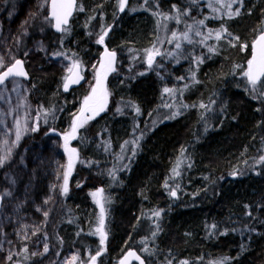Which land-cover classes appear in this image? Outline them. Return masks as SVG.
<instances>
[{
  "label": "trees",
  "instance_id": "trees-1",
  "mask_svg": "<svg viewBox=\"0 0 264 264\" xmlns=\"http://www.w3.org/2000/svg\"><path fill=\"white\" fill-rule=\"evenodd\" d=\"M36 1L23 0L11 21L2 17L0 53L10 54L9 35ZM112 1L77 0L61 35L41 23L29 30L27 43L40 39L46 52L24 55L33 128L15 153L19 157L25 149V165L6 202L0 171L4 233L24 234L39 224L59 166L61 186L41 235L52 254L75 251L76 264H88L98 251L97 264H114L129 249L146 264H264V162L257 166L264 152V96L254 95L236 69L250 59L251 44L262 32L264 0H244L231 18L210 11L208 0H127L123 11ZM107 29L101 46L96 40ZM217 32L220 40L213 38ZM172 33L189 36L174 52ZM163 34L169 53L148 68L146 50ZM242 44L249 47L242 50ZM103 46L115 53L114 70L106 75L108 105L70 141L78 160L69 173L63 134L86 93L82 86L62 93L67 72L46 53L58 54L61 64L79 62L85 72L101 63ZM171 108L179 114L162 121ZM131 138L135 155L121 165L120 146ZM99 187L107 199L104 245L91 195ZM122 219L127 223L120 226ZM33 251L29 239L18 240L17 255L0 264H36Z\"/></svg>",
  "mask_w": 264,
  "mask_h": 264
},
{
  "label": "rangeland",
  "instance_id": "rangeland-1",
  "mask_svg": "<svg viewBox=\"0 0 264 264\" xmlns=\"http://www.w3.org/2000/svg\"><path fill=\"white\" fill-rule=\"evenodd\" d=\"M22 1L23 0H0V26H1L2 17H5L7 20L11 21L16 16L17 9ZM104 1L105 3L113 2L112 0H104ZM243 1L244 0H242V2L232 3L231 11L233 12L234 10L236 11L237 9H240ZM48 2L49 0H37L36 7L33 8V10L30 11L29 9L26 12L24 10L21 18L23 24L18 26L15 33L9 35V38L11 39L9 44L12 45L10 54H8V52L5 49L0 53V58L3 59V63L10 60L8 64H11L16 59V57H20L25 62L24 55L26 57L32 55L33 53H41L43 55L45 54L46 50L43 44L41 43L40 39H35L30 43H27V39L29 38V30L36 23H41V24L45 23L44 25L47 28H51V23L50 21H48L47 18ZM229 2H232V0H220V2H218V0H208L207 6L210 11L217 13V15L219 16L222 14L227 15L229 10L226 7H222L221 4L223 3L226 5ZM115 5L117 6V9H119V0L116 1ZM260 25L262 31H264V18H262V20L260 21ZM186 35L187 37H189L188 33ZM166 36L164 34L160 35L158 41H156L157 45L152 46L150 49L153 52L158 50L160 54L169 53V49L163 47V43L164 41H166ZM183 38H185V34L182 35L180 33H176V43L172 45V49L170 51L174 52V50L177 49L176 44L177 43L181 44ZM213 38L216 39V34ZM3 42L5 43V40ZM102 54H101V58H102ZM13 56H15L14 59H12ZM46 56H48L47 60H51L50 62L56 65L60 64L62 67H65L64 70H66L65 72H67L65 77L69 74L68 68L72 66L73 62L66 61L65 62L66 65H65V63L61 64L60 63L61 61L58 62L60 57L58 54L46 53ZM159 56L160 55L154 56L153 63L151 67H149L147 63V55H146L145 62L147 63V67L154 69L156 67V60ZM101 63L100 62L95 63V65L91 64L90 67L86 69L85 72L87 75V80L82 85L86 94L83 95L82 98H80L78 104L79 106L80 105L82 106L84 98L91 91L93 84L95 82L96 72L100 71L104 73L108 71L109 65H105V68H100ZM246 67H247V62L236 65V69L239 68L241 70V73L243 72L244 69H246ZM23 82L25 81L14 79L9 81L7 84H5L3 87L0 88V158L7 157V160L5 161L3 166H0V171L1 170L5 171L3 173L4 192L2 196L4 202H6L9 199L10 193L13 192L16 184L15 181H17V176L20 175L21 173L20 171L24 169V165H25V149H23V152L20 154L19 157L15 158L16 155L15 153L20 149L21 145H23L26 137L30 134L33 128V107L28 99V92H27L28 89H26V85H24ZM105 91L107 94L106 97H108L109 96L108 89H106ZM258 92L259 91L253 92V94L257 95ZM107 105L104 111H106ZM79 106L77 107L76 111L73 113L70 123L66 128L64 134L71 131V125L74 116L79 115ZM172 106L173 105H169V108ZM173 113H175V110H173L172 108L171 110L164 112L162 114V121L164 119L167 120L168 117L172 116ZM15 130L22 131L19 140L16 139L17 134H15ZM135 142L136 140L132 138L127 139V141H124L120 146L121 153L118 162L121 165L128 159V156L131 154V152H133L132 150L134 149V146L136 144ZM55 143H56L55 140L50 141V144L52 145H54ZM70 148H74V147L71 146ZM68 156L69 154L67 155L66 165H68L69 162ZM261 156H264V152L261 154ZM74 158H75L74 164H76L78 160L77 152L74 154ZM260 164H261V159H260V163L257 164V166H259ZM62 172L63 169L60 168L59 166H56L55 170L52 172V179L46 191V196H45L46 199L42 201L43 203L42 209H45V211H43L42 209H41L42 211L40 210L39 224L34 225L33 231L29 232L27 228L26 230L27 233L26 232L24 234L13 233L7 235L3 231L4 230L3 228L7 226L3 224L2 220L0 221V260L6 262L12 259V257H15L17 255L16 244L18 240L25 241V239H29V241L34 245L33 255L38 257V262H36V264H76L77 255L75 251H71V250H65L64 252L57 251L56 253L52 254L49 251L45 237L41 236L43 227L46 224V219L48 218L50 211L55 204L56 191L58 192L61 186ZM99 189L101 188L100 187L97 188L92 193L97 192ZM92 200L95 203L97 207V211L99 212L100 215L101 212L100 205L97 204L96 201L101 200V203L103 204L105 210L107 199L105 198L104 191L102 192L101 195L95 198L92 195ZM104 217H105V212H104ZM37 247L38 249L36 250ZM117 262L118 260L114 264H117ZM15 264H21V263L18 262ZM25 264H29V263H25ZM88 264H92V260L91 262L89 261ZM95 264L97 263L95 262Z\"/></svg>",
  "mask_w": 264,
  "mask_h": 264
},
{
  "label": "snow or ice",
  "instance_id": "snow-or-ice-1",
  "mask_svg": "<svg viewBox=\"0 0 264 264\" xmlns=\"http://www.w3.org/2000/svg\"><path fill=\"white\" fill-rule=\"evenodd\" d=\"M127 0H119V10L123 11L126 6ZM220 2V0H218ZM234 2H242V0H232V2L225 4H221L222 7H226L229 11L227 15L229 18H231L234 15H239V9H237L235 12H232V3ZM52 19L55 20V27L57 31H66V28H62V25H67L68 18L71 15L74 7H75V0H52ZM83 10L82 8L80 9ZM201 24H203V21H200ZM110 30V29H109ZM226 31V29H225ZM108 34V30L103 31L101 35H99L98 39L96 40L97 44L103 45L105 41V37ZM199 35V33H197ZM228 35H231L228 33ZM173 38H176V33H172ZM221 33H216V39L220 40ZM185 39H187V35L185 34ZM238 39V38H235ZM176 47L179 48L180 44L177 43ZM249 46L247 44H242L241 49L245 50ZM251 59L247 61V67L243 70L242 74L247 79L248 84L251 86V90L253 92L260 91V95L264 96V31H262L256 39H254L252 45H251ZM147 51V63L149 67H151L154 56L160 55L159 51L153 52L151 49L146 50ZM209 51H212L210 48ZM105 57L108 58L109 67L111 66L112 62L115 58L114 52H109L107 48H105ZM79 67V62H74L71 67L68 68V72L72 73V76L65 77V83H64V90L67 91L69 88L70 83H78L80 79L83 77L79 75L77 71H74ZM240 67V66H237ZM0 68H4L5 70L3 72H0V84H3L6 79H8L10 76H25L27 73L23 69V63L20 60H16L14 64L11 66L5 67L3 63V59L0 58ZM101 68H104L103 60L101 63ZM114 70V69H111ZM107 75V72H104L103 75H101L100 72H97V80H96V86H94L91 89V94L86 96L83 101V105L79 110V115L74 116V119L72 121L71 125V131L63 134L64 139V148L65 151L69 154L68 156V171L70 173L73 164L75 162L74 154L76 153L75 148H70L69 144L71 140H74L78 136L79 129L83 128L85 124L90 121L91 119H94L96 115L99 114L100 111H103L106 107V91L103 88L102 80ZM165 92L171 91L170 89H165ZM201 108L206 107V105L201 104ZM137 112H139V109H137ZM179 113H173V118L175 115H178ZM34 131L37 129H33ZM16 139H20V133L17 132ZM133 155H135V151H133ZM261 161L264 162V156H262ZM7 160V157L0 158V166H3L5 161ZM175 171V169L173 170ZM179 175V173H176ZM232 175H235V173H232ZM67 174L65 175V187L64 192H67ZM103 192V189H99L97 192L92 193L93 197H97L101 195ZM172 196H175V191L170 193ZM102 199V197H101ZM100 205V220L99 224L100 226L97 228V232L100 234V243L101 245L105 244L106 241V233L103 230L104 226V207L101 203V200L96 201ZM157 217L160 215L159 212L154 213ZM213 228L215 225L212 226ZM223 234V233H222ZM47 250V249H45ZM101 253L98 251L96 256H92V264H95L97 256H99ZM128 256L134 257L136 260L140 262V264H144V261L140 259L139 256L136 255L135 252H129ZM121 264H124V261L121 262ZM187 264V262H185Z\"/></svg>",
  "mask_w": 264,
  "mask_h": 264
},
{
  "label": "water",
  "instance_id": "water-1",
  "mask_svg": "<svg viewBox=\"0 0 264 264\" xmlns=\"http://www.w3.org/2000/svg\"><path fill=\"white\" fill-rule=\"evenodd\" d=\"M51 5H52V0H49V2H48V16H47V18H48L49 21H51V31H52L53 33L57 34V35H61V34L63 33V31H57V30H56V27H55V20L52 19V6H51ZM76 7H77V0H75V7H74V9H73L71 15H70L69 18H68V23H67V25H62V28H67V27L69 26L70 21H71L72 17L74 16V13H75V11H76ZM260 33H261V32H260ZM260 33H259V34H260ZM259 34H258V35H259ZM258 35L256 36V38L258 37ZM256 38H255V39H256ZM253 41H254V40H253ZM252 43H253V42H252ZM251 45H252V44H251ZM105 48H107V47H106V46H103V49H102V52H103V54H102V60H103V64H104V65H109V63H108V58L105 57ZM107 49H108V48H107ZM108 51L111 52L109 49H108ZM251 51H252V50L250 49V59H251ZM18 60L22 61V63H23V69H24V71L27 73L26 77H25V76H10L8 79H6V80L4 81L3 84H0V88H1L3 85H5L8 81L13 80V79L23 80V81H26V82L29 81V75H28V72H27V70H26V68H25V64H24L23 60H21V59H18ZM15 61H16V60H15ZM15 61H14L12 64H14ZM12 64H11V65H12ZM11 65H9V66H11ZM113 65H114V61L112 62L111 66H110V70L113 69ZM4 70H5V69H4ZM4 70H2L1 72H3ZM74 71H77V72L79 73V75L82 76L83 78L80 79L78 83H74V84H73V83H70L69 88H68L67 91L64 90V83H65V80H64V82H63V84H62V88H61V91H62V93H64V94H67V93H69L71 90L80 87V86L84 83V75H83V73H82V71H81L80 66H79L77 69H75ZM72 75H73L72 73H69L66 77H69V76H72ZM106 104H108V99H107V98H106ZM104 109H105V108H104ZM103 111H104V110H103ZM103 111H100L98 115H100ZM173 197L175 198L176 196H173ZM97 204H98V203H97ZM2 206H3V201H2V198L0 197V212H1V210H2ZM130 251H131V252H135L136 255L139 256L140 259L144 261V259L138 254V252H137L136 250H134V249H129V250H127V251H126V252L120 257V259H119V261L117 262V264H121L122 261H124V264H140V262H139L138 260H136L134 257H130V256H128V253H129ZM144 264H145V261H144Z\"/></svg>",
  "mask_w": 264,
  "mask_h": 264
},
{
  "label": "flooded vegetation",
  "instance_id": "flooded-vegetation-1",
  "mask_svg": "<svg viewBox=\"0 0 264 264\" xmlns=\"http://www.w3.org/2000/svg\"><path fill=\"white\" fill-rule=\"evenodd\" d=\"M104 68H105V65H104ZM110 70V67L108 68V71ZM100 72V71H99ZM101 73V75H103V72H100ZM83 75H84V83L86 82V80H87V75H86V73L83 71ZM106 78H107V76L105 77V78H103V80H102V84H103V88H104V90H106V84H107V80H106ZM96 80H97V72H96V76H95V82H94V84H93V87L94 86H96ZM92 87V88H93ZM91 94V91L89 92V94L88 95H90ZM87 95V96H88ZM107 98V97H106ZM82 105H83V103H82ZM107 105V104H106ZM138 252V251H137ZM138 254L144 259V261H145V264H146V260H145V258H144V256L143 255H141L139 252H138ZM168 264H171V263H168Z\"/></svg>",
  "mask_w": 264,
  "mask_h": 264
},
{
  "label": "bare ground",
  "instance_id": "bare-ground-1",
  "mask_svg": "<svg viewBox=\"0 0 264 264\" xmlns=\"http://www.w3.org/2000/svg\"><path fill=\"white\" fill-rule=\"evenodd\" d=\"M44 24H45V23H44ZM29 34H30V33H29ZM30 36H31V35H30ZM96 60H97V59H96ZM93 64H94V63H93ZM94 65H95V64H94ZM93 67H94V66H93ZM153 86H154V85H153ZM154 87H155V86H154ZM155 89H156V88H155ZM153 91H154V89H153ZM154 92H155V91H154ZM26 117H27V116H26ZM28 118H29V117H28ZM24 119H25V118H24ZM23 123H24V122H23ZM23 123H22V124H23ZM25 123H26V121H25ZM27 123H28V122H27ZM129 124H130V123H129ZM27 126H28V125H27ZM16 127H17V126H16ZM20 128H21V127H20ZM17 129H18V128H17ZM23 130H24V129H23ZM0 186H1V185H0ZM136 212H137V211H136ZM135 214H136V213H135ZM134 216H135V215H134ZM140 217H141V216H140ZM134 219H135V218H134ZM124 220H126V217L124 218ZM138 220H139V218H138ZM115 222H118V221H115ZM119 222H120V220H119ZM122 222H123V219L121 220V224L119 223L120 226H121V225H126V223H127V221L124 222L125 224H123ZM137 222H138V221H137ZM133 223H134V222H133ZM133 223H132V224H133ZM114 224H115V223H114ZM114 224H113V225H114ZM117 224H118V223H117ZM138 224H140V222H139ZM138 224H137V225H138ZM135 225H136V224H135ZM141 225H142V224H141ZM115 226H116V225H115ZM131 226H132V225H131ZM138 226H139V225H138ZM113 227H114V226H113ZM116 227H117V226H116ZM140 227H142V226H140ZM121 228H123V227H121ZM110 230H112V229H110ZM113 231H114V230H113ZM127 231H129V230H127ZM127 231H126V232H127ZM129 232H131V231H129ZM125 234H126V233H125ZM125 234H124V235H125ZM126 235H128V232H127ZM21 254H22V253H21ZM21 254H20V255H21ZM121 255H122V254H121ZM18 257H19V256H18ZM24 258H25V257H24ZM18 259H20V258H18ZM25 259H28V258H25ZM87 259H88V258H87ZM85 260H86V259H85ZM21 261H22V260H21ZM88 261L91 262V260H88ZM24 262H25V261H24Z\"/></svg>",
  "mask_w": 264,
  "mask_h": 264
}]
</instances>
